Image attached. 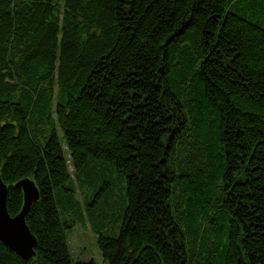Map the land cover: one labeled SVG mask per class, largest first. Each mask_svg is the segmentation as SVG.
I'll return each instance as SVG.
<instances>
[{"label":"trees","instance_id":"16d2710c","mask_svg":"<svg viewBox=\"0 0 264 264\" xmlns=\"http://www.w3.org/2000/svg\"><path fill=\"white\" fill-rule=\"evenodd\" d=\"M0 174V264H264V0H0Z\"/></svg>","mask_w":264,"mask_h":264},{"label":"water","instance_id":"95a60500","mask_svg":"<svg viewBox=\"0 0 264 264\" xmlns=\"http://www.w3.org/2000/svg\"><path fill=\"white\" fill-rule=\"evenodd\" d=\"M14 187L23 192V205L18 214L11 216L6 206L8 186L0 175V241L21 259L28 261L35 255L36 237L26 224V215L32 204L38 200L39 192L33 180L24 178Z\"/></svg>","mask_w":264,"mask_h":264},{"label":"rangeland","instance_id":"374dc122","mask_svg":"<svg viewBox=\"0 0 264 264\" xmlns=\"http://www.w3.org/2000/svg\"><path fill=\"white\" fill-rule=\"evenodd\" d=\"M68 243L74 261L93 260L96 264H106L97 246V234L89 225H76L68 232Z\"/></svg>","mask_w":264,"mask_h":264}]
</instances>
